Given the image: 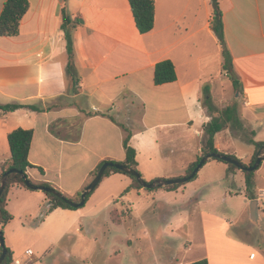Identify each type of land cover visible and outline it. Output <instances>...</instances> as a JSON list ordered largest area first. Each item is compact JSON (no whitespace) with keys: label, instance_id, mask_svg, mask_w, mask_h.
<instances>
[{"label":"crops","instance_id":"crops-1","mask_svg":"<svg viewBox=\"0 0 264 264\" xmlns=\"http://www.w3.org/2000/svg\"><path fill=\"white\" fill-rule=\"evenodd\" d=\"M4 1L0 0V12ZM28 2L18 34L0 36V104H39L42 110L0 111V163L10 158L7 134L19 127L32 129L28 160L35 167L27 169V176L33 183H50L73 197L102 160L124 161L125 129L131 133L129 143L146 181L183 176L202 152L203 125L210 120L202 103L205 84L217 106L236 100L244 127L254 132L255 141H264V0H219L238 91L232 81L226 83L209 0H155L154 25L145 34L135 27L128 0ZM63 8L70 17L74 84L66 72L69 53ZM165 59L173 62L176 80L155 85L154 67ZM73 125V136L61 134ZM240 142L249 148H240ZM214 146L245 164L254 153V146L229 127L215 134ZM263 162L254 178L258 219L264 214V175L257 186ZM235 175L226 176L225 181L234 182ZM215 180L209 179L204 186L219 182ZM131 183L129 176L111 173L86 200L88 209L56 207L51 211L43 191L12 185L6 210L13 218L2 226L12 260L18 252L45 255L63 241L70 243L86 220L96 216L92 202L97 196L104 195L106 206L113 203L121 209L130 206L135 195L156 194L158 189L131 188L123 194ZM160 188L181 195L186 189L185 183L174 190ZM201 194L195 199L197 204L202 202ZM223 194L241 197L249 205L245 182L232 190L226 188ZM205 214L201 218L202 254L185 264L202 258L208 264H264L261 242L225 229L223 215ZM28 249L31 254L25 253Z\"/></svg>","mask_w":264,"mask_h":264},{"label":"rangeland","instance_id":"rangeland-1","mask_svg":"<svg viewBox=\"0 0 264 264\" xmlns=\"http://www.w3.org/2000/svg\"><path fill=\"white\" fill-rule=\"evenodd\" d=\"M225 73L226 83H229L230 75ZM75 131L73 125L61 134L73 136ZM239 147L248 149L249 145L240 142ZM222 165L227 164L217 159L206 162L196 177L185 183V195L158 188L156 194L135 195L130 206L125 204L121 209L113 203L106 206L104 195L97 196L92 202L93 210L97 207L96 216L86 220L81 232L74 235L70 243L63 241L61 246L53 247L45 255L23 256L18 252L13 260L22 264H185L202 254L201 218L208 215L205 213L223 215L228 225L225 229L241 231L248 239L264 246V214L252 221L249 205L241 197L223 194L226 188L232 190L244 185L242 170H234V182L225 181L227 169L224 171ZM263 175L264 162L257 186H261ZM209 179L219 182L205 187ZM200 193L202 202L197 204L195 199ZM83 207L88 209L87 202ZM20 251H24V247Z\"/></svg>","mask_w":264,"mask_h":264},{"label":"trees","instance_id":"trees-1","mask_svg":"<svg viewBox=\"0 0 264 264\" xmlns=\"http://www.w3.org/2000/svg\"><path fill=\"white\" fill-rule=\"evenodd\" d=\"M212 12H211V28L214 31L216 37L219 40L221 45V53L223 56V65L222 68L230 75V79L232 81V85L235 90H239V79L236 77L232 79L231 71L235 74V70L232 63V55L227 47L224 37V26H223V13L219 7V0H209ZM131 12L133 15V20L135 23V27L137 28L138 32L141 34H145L152 30L154 25V2L155 0H128ZM29 9V2L28 0H5L0 12V36H15L19 32V25L20 21L26 12ZM62 18H63V28L66 30L65 38L67 40V49L69 53V61L67 64V75L71 79V82L74 84L77 80V73L76 67L73 61V51H72V40L67 28V25L70 22V17L66 13L65 9H62ZM176 80V73L175 67L171 60L165 59L156 63L154 67V74H153V82L155 85H160L168 82H173ZM202 103L203 106L206 108L207 113L210 115V120L203 125V133H204V140L202 145V152L196 158L195 161L191 162L187 167L184 175H188L191 173L193 168L197 165L200 158L208 153H220L216 147L214 146V136L217 132L225 129L231 128L236 130L237 132L241 133L242 138L252 144L254 146V153L252 158L248 164L243 163L239 158H237L233 154H226L229 155L232 159L237 160L241 163L242 166H250L254 163L256 157L264 152V141H255L253 136L254 132L252 130H248L244 127L243 122L240 118L238 112V102L236 100L231 101L224 107L217 106L211 96L210 86L208 84L203 85L202 87ZM19 108H25L33 111H40L42 110L41 105L39 104H25L19 102L13 103H6L0 104V111L4 114L13 112ZM51 132H53V128H50ZM126 130V135L123 138V148L125 151V159L122 162L131 167L132 169L136 170L140 173L138 169V162L136 160V150L132 147L129 143L131 133L128 129ZM33 138V130L32 129H24V128H15L7 134V141L9 144L10 150V158L9 160L0 164V178L2 173H4L9 168L17 169V172L10 173L7 176L6 184L2 194L0 195V229L2 230V226L8 223L13 216L6 210V196L8 189L12 185H20L26 187L24 184V180L21 176V173L27 176V169L30 167H35L32 165L28 160V153L30 144ZM222 161L220 159H217ZM105 161H112L117 162L114 160L106 159L102 160L96 168L92 171L91 176L93 177L101 164ZM224 162V161H222ZM226 163V162H224ZM227 166V176L230 174H234L235 169H239L237 166L226 163ZM260 165L258 166V168ZM257 168V169H258ZM39 171L43 173V169L38 167ZM244 174V182L246 187V194L247 197L251 199H256V195L254 193V178H255V170H242ZM111 173H122L129 176L132 180L131 185L123 191V194L126 193L131 188H142V186L138 183L137 179L123 171H120L116 168L108 167L104 171V177L109 176ZM28 177V176H27ZM196 175L191 179L193 180ZM184 183L172 184L165 186L164 189L166 190H174L177 187L181 186ZM41 185L45 186H52L50 183L44 182ZM27 188V187H26ZM58 192L62 193L59 189L55 188ZM83 189V188H82ZM81 190H79L73 197H69L65 195L67 198L76 199L80 198ZM93 192V191H92ZM87 195L86 200L92 194ZM45 195L48 197L49 200V208L48 211L56 207L66 208V209H76L75 207L67 204L57 196L44 192ZM76 201V200H74ZM6 255L5 258L2 260L0 264H11L12 263V252L11 250L5 246ZM0 254H1V246H0ZM189 264H208V260L206 258H202L199 260H195L190 262Z\"/></svg>","mask_w":264,"mask_h":264},{"label":"water","instance_id":"water-1","mask_svg":"<svg viewBox=\"0 0 264 264\" xmlns=\"http://www.w3.org/2000/svg\"><path fill=\"white\" fill-rule=\"evenodd\" d=\"M232 79L236 78V74L231 71ZM212 159H220L226 163H231L235 166H237L241 170H250L254 171L258 168V166L261 164V162L264 160V152L260 155H258L254 161V163L250 166H242L240 162H238L235 159H232L229 155L223 154V153H208L200 158L198 161L197 165L193 168L190 174L188 175H183L180 177H174V178H167V179H154L152 181H146L139 172L136 170L132 169L131 167H128L127 165L123 163H118V162H112V161H105L101 164L99 169L97 170L96 174L90 179V181L83 187L80 198L78 201H74L73 199L67 198L65 195L62 193L58 192L55 188L50 187V186H45V185H38L33 183L25 174L21 173V176L24 180V184L27 188L32 189V190H40L43 192L51 193L67 204L79 208L84 206L86 203V197L88 194H90L92 191L95 190V188L99 185V183L102 180V177L104 175V171L106 168L111 167V168H116L120 171H123L124 173L130 174L134 176L138 183L145 189H153V188H160V187H165L168 185L172 184H178V183H186L190 181L199 171V169L208 161ZM17 172V169L15 168H9L7 169L4 173H2L1 178H0V195L2 194L5 184H6V179L7 176L10 173ZM249 217L252 221H256L258 219V208H257V200L256 199H251L249 201ZM0 246H1V254H0V263L2 260L5 258L6 255V249H5V242H4V237H3V232L0 229Z\"/></svg>","mask_w":264,"mask_h":264},{"label":"built area","instance_id":"built-area-1","mask_svg":"<svg viewBox=\"0 0 264 264\" xmlns=\"http://www.w3.org/2000/svg\"><path fill=\"white\" fill-rule=\"evenodd\" d=\"M26 254H31V250L28 249L25 251ZM253 256V254H251V257ZM11 264H20L19 260H13Z\"/></svg>","mask_w":264,"mask_h":264}]
</instances>
